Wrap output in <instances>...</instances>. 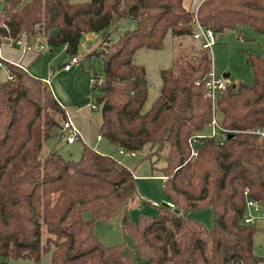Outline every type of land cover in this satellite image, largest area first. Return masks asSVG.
I'll return each mask as SVG.
<instances>
[{
  "label": "trees",
  "instance_id": "1",
  "mask_svg": "<svg viewBox=\"0 0 264 264\" xmlns=\"http://www.w3.org/2000/svg\"><path fill=\"white\" fill-rule=\"evenodd\" d=\"M122 18L133 28L90 53L103 62V77L93 72L90 81L103 98L100 137L153 158L174 208L162 202L134 220L128 205L136 178L119 160L88 145L78 159L42 153L69 113L48 81L7 61L12 78L0 82V264L39 262L46 252L49 264H261L264 257L253 250L256 227L243 214L251 199L264 215V135L256 132L264 131V55L246 53L252 83L227 84L213 105L210 49L192 42L190 52L160 69L149 107L146 69L133 56L140 48L161 49L168 31L195 41L196 20L214 34L247 26L264 35V0H202L196 11L183 0H0V45L22 35L73 53L83 34ZM213 116L232 130L224 140L208 134ZM203 206L213 211L212 228L188 216ZM118 210L130 244L104 245L95 222Z\"/></svg>",
  "mask_w": 264,
  "mask_h": 264
},
{
  "label": "rangeland",
  "instance_id": "2",
  "mask_svg": "<svg viewBox=\"0 0 264 264\" xmlns=\"http://www.w3.org/2000/svg\"><path fill=\"white\" fill-rule=\"evenodd\" d=\"M22 1L26 2L27 0ZM133 26L134 23L131 19L122 18L96 33H91L93 36L83 34L73 53L67 51L64 46L50 49L44 38H32L27 41L21 36L19 44L16 42L1 44L0 57L5 63L11 61V63L19 65L17 63L19 62L32 76L48 81L55 98L66 108L72 122L81 136L87 140L89 146L99 153L116 158L133 172L136 178L137 193L135 198L129 201L128 206L129 215L135 220L138 213H153L156 210L154 205H159L170 199L163 192L162 174L151 167L153 158L144 157L137 160L135 155L120 154L119 149L103 137L96 140V136H100L101 104H97L95 101L97 91L90 90L91 74L94 72L101 78L103 77L101 58L95 53H90L100 50L105 39L114 41L123 31L133 28ZM215 38L216 42L210 48L213 73L230 85L236 86L241 82L252 83L253 75L246 63V53L264 55V35L251 27L241 26L239 32L226 29L216 33ZM192 42L198 45L197 41L189 37L175 39L168 31L161 49L140 48L134 53L133 60L145 67L149 83L145 107H149L158 95L161 86L160 69L170 67L181 53L190 52L188 48ZM72 56L76 57L78 62L72 64L69 70H65L63 63L68 62ZM226 74L229 76L224 77ZM6 75L7 70L0 68V82L7 79ZM216 115L219 116L218 113ZM68 133L67 130L53 129L50 137L43 142L42 153L56 150L65 158L78 159L84 143L80 138H77L73 144H68L66 142ZM160 161L158 165L163 164V161ZM140 200L146 203L141 204ZM252 213L256 215L253 250L256 255L264 257V215L253 211ZM121 216L122 210H118L95 222L94 232L102 244L115 245L122 242L130 244L129 236L121 228ZM188 216L202 222L207 228L213 227V211L209 206L193 209L188 212ZM7 262L8 264H49L50 252H46L39 262L22 258H8Z\"/></svg>",
  "mask_w": 264,
  "mask_h": 264
},
{
  "label": "built area",
  "instance_id": "3",
  "mask_svg": "<svg viewBox=\"0 0 264 264\" xmlns=\"http://www.w3.org/2000/svg\"><path fill=\"white\" fill-rule=\"evenodd\" d=\"M193 38L198 40L200 45L203 48H211L215 43V34L208 28H205L202 26L197 20L195 21V29L193 32ZM17 44L20 43L19 40L16 41ZM28 48V46H27ZM78 59L74 56L70 58L68 62H65L63 64V68L65 70H69L71 68V65L76 63ZM0 68H6L5 61L0 57ZM7 79L12 78V74L7 70ZM98 82L101 83L102 79H98ZM227 82L219 77H217L212 71L210 72L209 79L206 82L207 85V97L210 99L212 104L214 105L217 95L219 92L225 90L227 88ZM209 135H217L220 140H224L229 133H232V130L222 127L219 122L216 120L215 116H213L211 123L209 125ZM61 130H67L69 131L68 135L66 136V142L67 143H73L77 138L80 137L79 130L76 128V126L71 121L69 115L67 119L63 122ZM260 135H264V131H256ZM204 134H197L195 135L191 141L190 144L194 145L198 143L199 137L203 136ZM100 139V136H97V140ZM120 154H130L135 155L133 152L127 153L126 151L119 149ZM196 155V150L192 146L191 150V156ZM163 204L171 209L174 208V204L171 201H164ZM259 207L258 203L251 199H246V211L243 214V221L245 223H253L255 216L252 213L257 212V208ZM264 264V261L261 263Z\"/></svg>",
  "mask_w": 264,
  "mask_h": 264
},
{
  "label": "crops",
  "instance_id": "4",
  "mask_svg": "<svg viewBox=\"0 0 264 264\" xmlns=\"http://www.w3.org/2000/svg\"><path fill=\"white\" fill-rule=\"evenodd\" d=\"M201 1L202 0H183V6L187 9V10H190V11H196V9H197V7H198V5L201 3ZM93 34V33H92ZM22 36V35H21ZM20 36V37H21ZM90 36V35H89ZM91 36H93V35H91ZM215 36H216V34H215ZM20 37H18L16 40H3L2 42H1V44H3V43H5V44H11V43H14V42H16L17 40H19V38ZM24 37V36H23ZM25 38V37H24ZM25 40H26V38H25ZM195 41H197L198 43H199V41L198 40H196L195 39ZM177 42V41H176ZM215 42H216V38H215ZM17 44V43H16ZM200 44V43H199ZM33 46V45H32ZM181 47V46H180ZM32 48V47H31ZM210 49V48H209ZM137 52V51H136ZM11 62V61H10ZM78 62V61H77ZM76 62V63H77ZM20 66H22L19 62H17ZM65 63V62H64ZM63 63V64H64ZM22 67H24V66H22ZM25 68V67H24ZM213 72V71H212ZM229 76V74L227 75V77ZM46 81V80H45ZM59 102V101H58ZM60 103V102H59ZM61 105V104H60ZM62 106V105H61ZM62 107H64V106H62ZM65 110H66V108H65ZM67 111V110H66ZM71 119V118H70ZM71 121H72V119H71ZM74 124V123H73ZM99 126H100V123H99ZM80 133V132H79ZM81 140H82V142L84 143V145H88L89 146V144H88V142H87V140H85L82 136H81V134H80V137H79ZM96 140H97V136H96ZM100 140V139H99ZM98 141V140H97ZM75 142V141H74ZM73 142V143H74ZM73 143H68V144H73ZM257 214H260V213H257ZM262 215V214H261ZM255 216V218H256V215H254ZM254 222H255V219H254ZM253 222V223H254Z\"/></svg>",
  "mask_w": 264,
  "mask_h": 264
},
{
  "label": "water",
  "instance_id": "5",
  "mask_svg": "<svg viewBox=\"0 0 264 264\" xmlns=\"http://www.w3.org/2000/svg\"><path fill=\"white\" fill-rule=\"evenodd\" d=\"M88 34L91 35V33H88ZM227 75H228V74L224 75V77H227ZM102 100H103L102 97H99V98L96 97V98H95V101H96L97 104H101ZM143 157H144V156H142V155H137V156H136V159H137V160H140V159H142ZM165 158H166V157H164V159H165ZM257 212L261 214V213H262V210L258 207V208H257Z\"/></svg>",
  "mask_w": 264,
  "mask_h": 264
}]
</instances>
